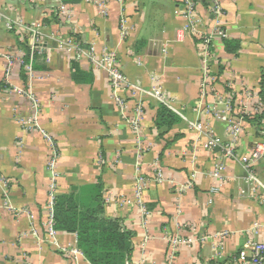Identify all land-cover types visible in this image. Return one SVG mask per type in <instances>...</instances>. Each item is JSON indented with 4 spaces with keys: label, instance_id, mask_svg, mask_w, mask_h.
Segmentation results:
<instances>
[{
    "label": "crops",
    "instance_id": "1",
    "mask_svg": "<svg viewBox=\"0 0 264 264\" xmlns=\"http://www.w3.org/2000/svg\"><path fill=\"white\" fill-rule=\"evenodd\" d=\"M191 1L190 17L185 0H0V264H91L45 227L55 151L59 197L100 195L135 233L131 264H240L264 242V0ZM19 21L42 23L40 47ZM90 50L127 77L126 111ZM159 97L181 118L164 134Z\"/></svg>",
    "mask_w": 264,
    "mask_h": 264
},
{
    "label": "trees",
    "instance_id": "2",
    "mask_svg": "<svg viewBox=\"0 0 264 264\" xmlns=\"http://www.w3.org/2000/svg\"><path fill=\"white\" fill-rule=\"evenodd\" d=\"M180 121L170 107L158 106L155 124L164 131L162 134ZM79 204L72 196H57L54 210L57 231L76 234L78 248L91 264H131L135 233L121 219L105 214L100 195L91 205Z\"/></svg>",
    "mask_w": 264,
    "mask_h": 264
},
{
    "label": "built area",
    "instance_id": "3",
    "mask_svg": "<svg viewBox=\"0 0 264 264\" xmlns=\"http://www.w3.org/2000/svg\"><path fill=\"white\" fill-rule=\"evenodd\" d=\"M94 1L99 3L102 12L106 10L107 8L106 2L108 0H94ZM118 1L123 2L124 0H118ZM185 1H186V5L188 8L187 15L191 17L193 14L192 11L194 9V3L191 0H185ZM64 11L67 12L66 7H64ZM125 21H126L125 19H122L123 23H125ZM16 23L20 28H22L23 30L29 33L28 35L30 37V44L32 46L38 48L40 47V45H42V43H44V40L41 37L42 34L40 32V29L43 28L42 23H37V22L32 23L31 25H29V27H23L24 24L22 23V21H19ZM9 28H12V24H9ZM218 34L224 36V34L221 31H219ZM209 42L210 40L207 39L206 43L208 44ZM61 48L65 49L68 52L73 53L78 58H80L81 54L84 53V50L81 47V44L78 43L77 40L74 39L73 37L67 39V41L62 43ZM87 56L89 57V60L92 62L93 66L96 67V69H102L108 74V77L110 78V84L113 88V94H114L116 104L119 107V109L126 111L128 108V102L121 92H123V90H127V88H130V83L127 77L125 76V74H123L121 70L117 67V65L115 64L113 55L107 52L97 54L94 50L93 51L90 50L87 52ZM12 64L13 63L11 62V65ZM9 72L10 70H8V73ZM33 75H34V72L31 69L30 77L34 78ZM23 94H26L27 98L30 100L31 109L37 112L38 108H40V103H39V99L35 91H33V89L30 88L28 91L23 90ZM156 95L161 96L159 91H156ZM159 100L166 104V101L162 100L161 97H159ZM23 124L26 128H33L34 126L40 127L38 123V115L35 113L34 116L32 115L31 117L25 119ZM134 124L135 126H137L136 122H134ZM42 133L51 142V139L48 137L45 131H42ZM217 145H218V139H216L215 137H210L207 140V146L214 147ZM262 151H263L262 147H259L256 150V152L254 153L255 159H258L261 157ZM229 154L231 153L229 152ZM58 156L59 154L55 151L50 156V159L48 162V169L51 173V179H50L49 186H48V201L46 204L48 217H47V220L45 221V227L47 229L48 234L53 240L57 239L56 237L58 233L57 229L55 228V217H54L55 204H56L57 195H58V171H57ZM141 185L139 186L135 194V197H138L137 199L138 201L141 195V188L143 187ZM130 200L131 199H128L127 202H131ZM181 241H183V239L180 236H177L175 239L172 240V245H173V253L171 254L172 257H174V252L177 250V245L180 244ZM252 245L253 247H252V251L250 255H246V254L241 255L240 260L242 263L240 264H264V242L253 241ZM62 250L65 254H68V253L77 254V250L75 249L69 250L67 248H63Z\"/></svg>",
    "mask_w": 264,
    "mask_h": 264
}]
</instances>
